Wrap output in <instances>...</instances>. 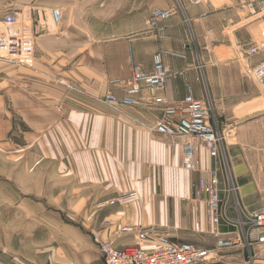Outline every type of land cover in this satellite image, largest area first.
<instances>
[{
	"label": "crops",
	"instance_id": "1",
	"mask_svg": "<svg viewBox=\"0 0 264 264\" xmlns=\"http://www.w3.org/2000/svg\"><path fill=\"white\" fill-rule=\"evenodd\" d=\"M174 6L180 8L178 14L154 25L147 18L145 24L141 22L137 27L129 22L131 16L143 10V0H0V17L9 9L26 7L35 38L31 66L8 64L5 109L8 126L14 125L13 116L17 115L21 123L38 131V136L24 133L25 139L28 136L34 142L42 139L41 131L46 128L61 132L65 127L73 130L90 119L71 105L72 102L60 99L63 89L70 87L78 91L81 85L87 88L88 96L95 95L102 101L107 90L121 97L122 84L114 85L110 81L120 79L124 83L131 77L130 59L143 71L150 72L153 55L158 52L185 55L184 58L163 55L170 69L184 72L182 76L170 77L164 90L153 96L143 91L135 106L108 102L114 115L94 117L90 142L109 146L71 152L67 157L57 153V160L66 158L67 161L54 162L46 172L54 175L56 191L72 193L71 206L86 208L79 222L91 224L87 235L94 244L97 237L113 241L118 248L132 245V235L121 232V227L129 224L172 228V240L197 247L211 248L215 243L204 217L203 204L192 200L191 182L196 174L182 169V181L174 180L175 174L179 176L181 171L180 148L153 130L160 114V105L154 98L179 100L189 84L196 98L210 99L212 121L217 124L215 118L222 116L221 111L229 112L225 113L226 120L235 119L243 105L251 100H240L239 85L226 81L228 73L223 65L235 64L239 68L234 73L237 79L246 67L243 58H250L247 53L250 0H163L151 4L149 16L155 8ZM54 8L60 10L59 23L53 20L50 23ZM187 27L191 28L189 34ZM228 30L232 31V37L227 34ZM242 32L245 33L240 35ZM224 35L230 39L229 43L225 42ZM6 57L0 50V58ZM263 57L261 54L259 59L248 60L250 66L263 61ZM46 79L54 81H40ZM97 83L101 85L99 90H96ZM3 109L4 103H0V110ZM255 119L257 122L252 125L260 126L259 132L264 137V116ZM201 156L204 157L203 151ZM210 163L208 157L204 166ZM250 167L253 174H258L262 165L256 161ZM123 174L132 179H126ZM128 185L137 191L134 198L116 201L118 193ZM250 186L253 189L258 183L252 181ZM198 220L202 223L201 233L193 231V224ZM81 226L78 228L83 229ZM220 229L228 232L232 227L221 223ZM79 251L64 263L97 264L92 262L94 254L85 260L89 249L82 247ZM97 258L98 264H103L101 254ZM53 259L51 255L46 262Z\"/></svg>",
	"mask_w": 264,
	"mask_h": 264
},
{
	"label": "rangeland",
	"instance_id": "2",
	"mask_svg": "<svg viewBox=\"0 0 264 264\" xmlns=\"http://www.w3.org/2000/svg\"><path fill=\"white\" fill-rule=\"evenodd\" d=\"M162 1L143 0V10L131 16L129 23L137 24V27L141 22L145 24L150 17L151 4ZM23 13L18 16V23L31 26L29 18L25 15L26 7L23 8ZM50 23H53L51 16ZM188 27L189 34L191 28ZM227 34L232 37V31L228 30ZM224 40L226 43L230 42L226 35ZM257 41L264 42V0H250V46ZM261 54H264V51L250 58H243L246 67L244 70L241 68L237 79L234 73L239 68L235 64L223 65V70L228 73L226 81L233 84L237 82L239 85L240 100L251 101L243 105L244 108L231 122L224 117L225 113L229 112L221 111L222 116L215 118L219 128L229 132L225 140L226 173L236 186L230 201H233L235 206L238 202L247 209L264 205V137L261 136L263 132H259L262 128L252 125L257 122L256 116H264V90L249 76L251 66L248 61L259 59ZM8 66L0 62V103H4V109L0 110V264H67L64 263L65 259L78 255L82 247L89 249L88 252L86 251L85 260L87 256L94 254L92 262L98 264L97 256L100 252L92 238L87 235L91 224L79 222L80 215L86 208L71 206L72 193L56 191L54 175L46 172L52 169L50 167L55 165L54 162L67 161L66 158L57 160V153L67 157L71 152L80 153L109 146V144L100 145L90 142L91 126L94 117L111 116L114 112L110 110L108 102L102 101L95 95L88 96L87 88L78 85V91H75L68 87L63 89L61 94L59 93L60 99L63 102H72L71 105L77 106L80 112L90 116V119L83 122L85 125L73 130L65 127L61 132L55 131L54 128H46L41 131L42 139L36 142L28 136L25 139V132L38 136V131L21 123L17 115L13 116L14 125L10 127L6 124ZM99 89L101 85L97 83L96 90ZM61 134L66 137L62 139ZM202 151L204 152L202 162L206 165L207 153L203 149ZM256 161L260 162L262 168L258 174H253L250 166L256 165ZM182 172L181 168L179 176L175 174V182L182 181ZM123 175L126 179H132L130 175ZM161 177L162 175L160 181ZM252 181L258 183L253 189L250 186ZM129 186L121 191L137 192ZM127 200L128 198L123 202ZM78 226L83 229H79ZM80 230L86 235H82ZM56 249L59 254H56ZM255 251L264 253V246H256ZM245 252L244 250L223 252L211 264H249L248 254L246 255ZM51 255L54 259L47 263L46 259ZM55 259L58 262H55Z\"/></svg>",
	"mask_w": 264,
	"mask_h": 264
},
{
	"label": "built area",
	"instance_id": "3",
	"mask_svg": "<svg viewBox=\"0 0 264 264\" xmlns=\"http://www.w3.org/2000/svg\"><path fill=\"white\" fill-rule=\"evenodd\" d=\"M178 12L177 6L155 8L150 14L149 23L154 25ZM22 13L20 8H14L0 20V50L7 54L6 58H0V62L31 66L35 38L30 26L18 23L17 18ZM51 13L53 22L59 23L60 10L54 8ZM25 15L27 18L28 14ZM261 51H264V42L257 41L251 44L247 53L252 56ZM164 54L185 57L184 54L170 51L158 52L153 55L150 72L143 71L139 64L130 59L131 77L124 83L120 79L110 81L114 85L122 84L123 95L118 97L108 90L104 100L122 106H135L143 91L153 96L164 90L170 77L184 73L183 70L170 69L164 62ZM249 75L264 90V60L251 66ZM154 101L160 105V114L153 130L179 145L181 168L196 174L191 182L192 200L203 204L204 217L215 243L211 248L197 247L189 242L172 240V228L129 224L122 226L121 232L132 235V245L118 248L113 241L94 238L103 264H210L219 254L236 250L248 252L249 264H264V253L256 252L254 248L255 245L264 246V205L250 210L238 202L235 206L230 201L236 186L226 173L225 140L229 132L212 121L210 99L196 98L193 87L188 84L181 99L157 96ZM202 149L211 160L207 166L202 162ZM135 195L134 191L120 192L116 201L121 202ZM221 223L232 229L221 231ZM193 231L202 232L199 220L194 222Z\"/></svg>",
	"mask_w": 264,
	"mask_h": 264
},
{
	"label": "bare ground",
	"instance_id": "4",
	"mask_svg": "<svg viewBox=\"0 0 264 264\" xmlns=\"http://www.w3.org/2000/svg\"><path fill=\"white\" fill-rule=\"evenodd\" d=\"M5 53V52H4ZM6 54V53H5Z\"/></svg>",
	"mask_w": 264,
	"mask_h": 264
}]
</instances>
